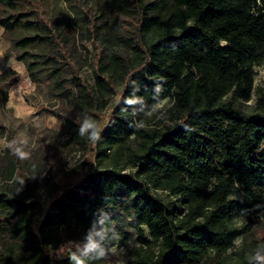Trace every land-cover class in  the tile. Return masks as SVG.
Masks as SVG:
<instances>
[{
  "label": "trees",
  "instance_id": "obj_1",
  "mask_svg": "<svg viewBox=\"0 0 264 264\" xmlns=\"http://www.w3.org/2000/svg\"><path fill=\"white\" fill-rule=\"evenodd\" d=\"M79 10L73 22L43 0H0L10 48L61 98L51 112L70 138L86 149L80 123L102 129L89 167L72 172L52 164V145L31 163L0 151V264H104L129 228V264H264L261 243L233 250L264 220V95L250 113L234 104L252 98L264 63V0H91ZM17 79L0 70L1 104Z\"/></svg>",
  "mask_w": 264,
  "mask_h": 264
},
{
  "label": "rangeland",
  "instance_id": "obj_2",
  "mask_svg": "<svg viewBox=\"0 0 264 264\" xmlns=\"http://www.w3.org/2000/svg\"><path fill=\"white\" fill-rule=\"evenodd\" d=\"M43 5L48 9L57 6L61 9L62 17L65 20L74 22L75 16L81 15L80 12L76 13L75 11H80V6H90L91 0H43ZM83 43L87 48L80 47V50L82 58L86 60L85 67H89L92 50L84 39ZM1 69L16 70L18 79L9 87L7 101L3 104L0 103V144H3L5 140H10L11 136L18 142L28 137L29 145H24V148L31 151V159L28 160L30 163L43 160L49 152L47 146L52 145L55 148L51 149L49 154L53 159L52 164L57 169L72 172L78 166L88 168L89 165L84 162L92 155L93 143L89 141L88 147L84 149L81 144L70 138L61 119L51 112V110H57L62 106L61 98L50 93L47 83L31 79L25 63L16 58L15 52L10 48V41L4 35L3 27L0 26ZM254 86V93L249 101H234V104L245 113L252 112L257 98L264 95V63L254 66ZM164 105V103L159 104L158 108H162ZM63 142L66 144L62 145ZM32 144H35L34 148ZM4 150L0 148L1 152ZM95 164L98 166L97 163ZM125 171H129V169ZM48 174V171L43 170L44 177H47ZM158 193L164 199L167 198L165 192L159 191ZM242 221V219L237 220L239 224ZM114 231V227L110 226L106 233L92 231L89 236L103 237L104 234ZM128 231L131 233V238L127 243H123L121 236L115 233L101 262L104 264H129L127 260L131 248L138 245V242L135 231L131 228ZM260 243L264 248V220L258 221L250 232L238 237L233 250L238 251L244 248L247 252H257L261 247L258 245Z\"/></svg>",
  "mask_w": 264,
  "mask_h": 264
},
{
  "label": "clouds",
  "instance_id": "obj_3",
  "mask_svg": "<svg viewBox=\"0 0 264 264\" xmlns=\"http://www.w3.org/2000/svg\"><path fill=\"white\" fill-rule=\"evenodd\" d=\"M130 103L132 101H129ZM91 130V131H89ZM102 129L97 127V123L94 119H85L83 122L80 123V129L78 132V135L80 137H84L87 140L91 141L92 143H96L100 138V131ZM24 145H29V138L25 137L21 141H17L15 138L13 140H5L3 144H0V148L8 149L13 156L18 158L21 161L24 160H30L31 159V151L25 150ZM32 147H35V144H32ZM10 183H17L20 185L16 189L17 192H19L22 188V186L25 183L24 178L20 177L19 175H14L12 180L9 181ZM96 245L94 243H89L88 248H94ZM73 259H76L75 256L72 257ZM261 258V257H257ZM264 259V258H261ZM77 264H84V261L80 260L77 262Z\"/></svg>",
  "mask_w": 264,
  "mask_h": 264
}]
</instances>
